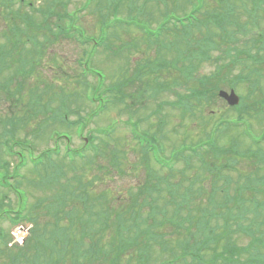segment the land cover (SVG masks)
I'll return each mask as SVG.
<instances>
[{"label":"trees","instance_id":"obj_1","mask_svg":"<svg viewBox=\"0 0 264 264\" xmlns=\"http://www.w3.org/2000/svg\"><path fill=\"white\" fill-rule=\"evenodd\" d=\"M41 2V23L31 25L26 14L24 18L20 14L25 0H0L3 19L11 23L24 20L26 28H33L27 35H32L28 39L37 48L38 33L41 45L65 40L81 44L85 35L87 39L83 36L82 40L92 64L97 53L118 59L123 53L139 52L134 40L123 41L122 36L142 35L140 41L148 46L146 51L156 50L153 61L136 62L127 79L110 86L102 85L100 74L93 68L98 82L91 88L86 86L81 99L84 101L89 92V101L100 104L99 111L114 106L127 115L144 104L142 116L150 112L145 103L153 100L157 103L152 112L158 121L153 131L144 129L143 136L135 138L129 147L142 173L141 182L131 187L133 195L127 192V198L113 199L106 192L90 195L88 191L99 175H106L107 182L124 172L137 174L124 169L128 164L122 167L123 146L117 141L111 143V129L100 132V144L89 141L94 157L83 150L61 155L53 148L34 155L25 140L17 139L23 121L10 107L0 118V218L4 215L12 224L26 218L33 221V209L28 210L27 194L21 191L27 178L23 171L31 164L33 170L43 171V186L59 187L48 202V216L65 219L68 226L78 218L82 230L91 222L95 232L87 259L121 264V256L134 252L135 264H264V87L260 77L264 67V0H85L81 8H94L96 34L79 26L78 17L74 16V21L68 0ZM15 3L18 8L13 11ZM184 5L188 7L185 11ZM10 33L16 38L25 32L18 26ZM7 41L11 46L0 44V102L5 99L11 105L15 96L16 102L26 96V106L36 102L41 107L39 112L46 110L53 122L64 113L61 106L67 99L56 108L51 105L57 104V93L43 98L30 84L25 92L35 63L24 62L15 52L16 40ZM15 65L13 74L6 75V69ZM208 66L213 70L200 74L199 70ZM164 74L170 79L168 84L161 82H166ZM241 84L249 91L242 103L223 107L224 113L228 110L234 118L216 119L209 131L191 143L174 144L168 138L166 111L181 117L206 111L212 115L211 106L222 102L217 90L229 87L238 91ZM132 86L135 89L126 93ZM52 88L49 86V93ZM137 92L142 100L136 98ZM166 92L173 96L171 105L163 99ZM143 122L135 119L136 126ZM253 122L262 125L258 137H250L248 128L257 133ZM229 137L226 144L221 142ZM104 155L109 157L110 166L104 169L107 173H100L99 161ZM90 166L97 175L88 179ZM240 166L244 172L239 171ZM132 169L138 172L136 167ZM7 193L14 195L15 201L7 198ZM105 199L108 207L100 208ZM4 236L0 234L1 241ZM80 236L84 237L76 233L77 238ZM57 237L60 244H71L66 257L72 261L78 257L83 243L70 234Z\"/></svg>","mask_w":264,"mask_h":264},{"label":"rangeland","instance_id":"obj_2","mask_svg":"<svg viewBox=\"0 0 264 264\" xmlns=\"http://www.w3.org/2000/svg\"><path fill=\"white\" fill-rule=\"evenodd\" d=\"M28 1H32L29 3ZM73 5L70 6L71 13L76 11V8H80L84 0H70ZM33 8H29V6ZM16 4L12 7L13 11L17 10ZM187 5H184L182 10H186ZM41 9V0H25V4H23L20 14L29 17L31 25H35L41 22V14L37 11ZM94 8L90 9L86 15L79 21L80 24L87 29L89 34L93 33L96 34V24L97 19L96 17L92 16L94 12H92ZM10 11V9H9ZM6 17V16H5ZM94 17V18H93ZM23 18V17H22ZM93 20V25L91 23V19ZM6 23V25H3ZM25 21L20 20L14 23L5 21L3 19V10L0 9V44L10 45L7 42H4L8 39L16 40L18 44V49L15 51L21 54V58L24 62L33 61L35 64V69L32 72L31 78L29 82H27L28 88L25 89L27 92L30 88L35 90L37 93H43L46 97L52 93H57L59 96L62 93H65L68 96L67 104L63 103L62 106L70 111L68 116L69 122L76 121L77 115H81L85 120V117L88 113L96 110L95 105H91L88 101H83L81 98L86 91L85 87L87 85V81L91 83H95V81L82 79L80 73V68L78 67L77 61L81 59V47L74 43H69L67 41L62 42L61 44H49L44 48L40 46L37 48L27 36H20L14 38L11 35L10 31L15 27H20V29H24L25 34L31 29H28L24 26ZM93 27V29H92ZM264 28V25L262 26ZM152 28V27H151ZM154 29V28H152ZM264 31V30H263ZM123 41L130 42L134 40L135 43L139 47V52L133 53L130 52L129 54L123 53L121 57L119 56L117 60H113V58L109 57L108 54L103 52L97 53L94 57L92 66L101 70L105 76L104 79V86L113 85L116 81L120 79H127V74H130L135 69L136 62L145 63L148 59L153 61L155 56V51H146L147 48L142 45L140 41V37L137 34L136 37L131 38L128 36H122ZM38 43H41V34L38 33L37 36ZM11 46V45H10ZM7 48V47H6ZM7 51V50H6ZM18 57V54H14ZM13 57L15 58V56ZM15 66L13 68L10 66L6 69V75L13 74L15 70ZM62 70H61V69ZM263 69V76L261 77V88L264 87V67ZM212 71V69L206 68V70L202 71L201 74H206ZM163 79L166 82L161 81L164 84H168L167 81L170 79L167 78V74H164ZM34 86V87H30ZM49 86H53L48 91ZM245 84H241V88L237 91L242 96H246L249 91L244 87ZM36 88H38L36 90ZM135 88L132 86L126 93L133 91ZM228 91V89H225ZM40 96V94H37ZM239 95V94H238ZM136 98L141 99L140 94L138 92L135 94ZM45 97V98H46ZM16 96L14 97L13 103L10 105L11 101H7L2 99L0 102V118H2L5 114V111L10 107H13V113L18 114L19 118L22 119L23 125L21 129L16 133V136L19 138H27L25 140H29L31 145L34 147V150L37 153L41 151L51 148L54 146L53 141V134L62 135L67 134L70 138L69 146L71 149H79L83 146V140L86 139L88 136L94 138L97 136V131L100 129H105L107 126L112 125L114 121L116 122H123L124 124L127 121V118L132 115L133 113L130 112L128 115H123L119 109L115 108L114 106H109L103 113L99 114L96 118H92L86 121V126L81 130L80 134L77 128L71 129H64L58 126L57 122H50L48 118V113L44 110V113H40L41 107L39 104L37 105L36 102L27 104L26 106V96H24L21 102H16ZM59 99V97H57ZM163 99L170 100V97H164ZM142 100V99H141ZM58 103V102H57ZM157 102L149 100L145 103V108L147 112L145 116H142V113L137 115L135 119H141L144 122L142 123V128L153 131V126L157 124L158 119L153 115L152 110ZM52 107H60L58 104L51 105ZM144 107V104H142ZM224 106L222 104L211 106V111L213 112L212 115H209L207 111L202 115L199 114H192L191 116H184L181 117L177 112H173L172 116L170 111H166L167 114V127L166 133L169 139H171L174 144L177 142H186L191 143V141L198 139L204 132L209 131L210 125H213L215 120L224 116L225 118H234V114L227 110V113H224ZM121 109V107H118ZM76 112V113H75ZM151 114L153 116H151ZM236 120V119H234ZM231 120V121H234ZM253 129L257 131L259 134V129L262 125H258L257 123L253 122ZM124 127V126H123ZM66 132H65V131ZM129 133V132H128ZM130 136V135H129ZM231 137L221 140L222 143H227ZM117 141V144H121L125 147V152L121 156L122 167L125 164H128V168H124L126 171L129 169L135 173V177L133 178H126L125 179H117L115 178L112 180L110 177L109 181H105V176H100L97 181L91 182L88 191L91 195L92 192L94 193H101L106 192L109 197L113 199H118V196L121 198H127V192H130L132 195L134 191H131L132 186H136L138 183L141 182L142 173L140 172L139 166H137L136 159L134 155L129 151V147L133 145L132 142L129 141V137L127 131L121 130V125L116 127V135L113 136L111 143L113 144ZM176 142V143H175ZM67 141H60L59 146L65 145ZM94 145L97 144V141L94 140ZM264 147V143L261 144ZM172 147V146H171ZM90 157H94L91 153ZM125 157V160L123 159ZM99 163L101 164L99 171L100 173H107L104 171L106 166H110L109 159L105 157L103 160H100ZM134 165V166H133ZM94 166V165H93ZM89 167V171L87 174L91 173L88 176V179L93 178L97 175L95 172L97 170L93 167ZM97 166V165H96ZM132 167H136L138 172L134 171ZM239 171L244 172V168L242 166L238 167ZM264 171V168H263ZM26 180H24L23 184L21 185V191H24L27 194L26 201H27V208L28 210L33 209V221H28L27 218L20 222L21 224L19 227L15 228L16 224L10 223L9 220H4V215L0 218V234H4V240L0 243V264H51L52 260H57V249L61 248L59 243L60 240L57 237V234L65 236L70 234L71 237H76V233L80 235L83 234L84 237H79L78 239L80 243H83L80 247V252L78 257L66 259L61 262V264H108L107 260L105 261H97L88 257L86 258L87 248L88 245L90 246L91 241L93 240L92 234H94L95 230L91 226V222H88V228L85 227L84 230L80 229V222L72 223L68 226V221L62 219L61 220H53V216H48L49 213L48 202L50 198L57 192L59 189L58 186H43L41 183V176L43 175V171L41 169L32 170L30 169V165L26 167L25 171H23ZM40 176V179H39ZM102 180L100 182L99 180ZM1 194L5 193V191L1 190ZM10 198L15 201V197L10 194ZM6 202V200H5ZM101 207H108L107 199H105L100 205ZM67 209V208H66ZM48 210V211H47ZM111 210V207H110ZM63 213L64 210H61ZM86 217L84 220H86ZM91 217V216H90ZM88 218V217H87ZM73 226V227H72ZM71 229V230H69ZM109 229H107L108 231ZM35 234H39L40 237L35 236ZM65 234V235H64ZM35 236V238H34ZM104 236L100 239V244L103 245L105 243ZM62 239V238H61ZM48 240H51L48 242ZM244 241H246L244 239ZM48 243V244H47ZM244 245V244H243ZM66 250L69 248L71 249V244L64 245ZM102 247V246H101ZM83 255V256H82ZM84 257V258H83ZM134 252H128L125 255L121 256V264H135L134 262ZM84 259V260H83ZM72 261V262H71ZM55 264V261L53 262ZM59 264V262H57Z\"/></svg>","mask_w":264,"mask_h":264},{"label":"water","instance_id":"obj_3","mask_svg":"<svg viewBox=\"0 0 264 264\" xmlns=\"http://www.w3.org/2000/svg\"><path fill=\"white\" fill-rule=\"evenodd\" d=\"M220 96H221L222 98H224V99L228 102L229 105H235V104H237V102H238V99H237V97L234 95L233 92H231L229 95H227V94L224 93V92H221V93H220Z\"/></svg>","mask_w":264,"mask_h":264}]
</instances>
